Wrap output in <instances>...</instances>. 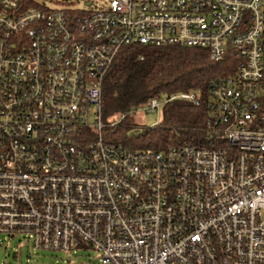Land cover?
I'll list each match as a JSON object with an SVG mask.
<instances>
[{"label": "built area", "instance_id": "2783aa9c", "mask_svg": "<svg viewBox=\"0 0 264 264\" xmlns=\"http://www.w3.org/2000/svg\"><path fill=\"white\" fill-rule=\"evenodd\" d=\"M63 3L0 0V234L97 264H264V0ZM131 43L232 58L208 85L204 145L105 135L102 83ZM178 98L200 100L136 113Z\"/></svg>", "mask_w": 264, "mask_h": 264}, {"label": "trees", "instance_id": "16d2710c", "mask_svg": "<svg viewBox=\"0 0 264 264\" xmlns=\"http://www.w3.org/2000/svg\"><path fill=\"white\" fill-rule=\"evenodd\" d=\"M21 2L40 6L33 0ZM232 65L229 55L214 61L206 49L197 46H123L102 83L101 119L106 125L105 135L131 150H162L185 143L204 145L208 136V85L232 73ZM193 91L199 92L198 103L180 98L164 101L156 125H140L134 120L136 112L150 98L163 100L178 92ZM113 122L116 124L111 127Z\"/></svg>", "mask_w": 264, "mask_h": 264}, {"label": "rangeland", "instance_id": "374dc122", "mask_svg": "<svg viewBox=\"0 0 264 264\" xmlns=\"http://www.w3.org/2000/svg\"><path fill=\"white\" fill-rule=\"evenodd\" d=\"M40 3L46 2L48 5L62 4L60 0H33ZM63 3L75 9H93L106 3L108 0H92L91 6H84L85 0H68ZM62 2V3H61ZM160 111L153 114L138 113L134 120L140 125L152 126L160 120ZM98 257L90 249L82 247L72 251L49 250L33 248L21 235L11 238L6 234H0V264H97Z\"/></svg>", "mask_w": 264, "mask_h": 264}, {"label": "water", "instance_id": "95a60500", "mask_svg": "<svg viewBox=\"0 0 264 264\" xmlns=\"http://www.w3.org/2000/svg\"><path fill=\"white\" fill-rule=\"evenodd\" d=\"M90 2H88L87 4H89Z\"/></svg>", "mask_w": 264, "mask_h": 264}]
</instances>
